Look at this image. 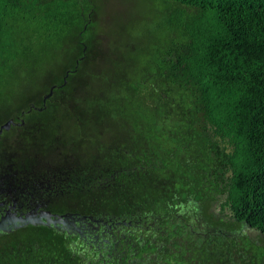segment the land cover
<instances>
[{
    "label": "trees",
    "instance_id": "obj_1",
    "mask_svg": "<svg viewBox=\"0 0 264 264\" xmlns=\"http://www.w3.org/2000/svg\"><path fill=\"white\" fill-rule=\"evenodd\" d=\"M169 1L198 18L170 27L179 42L143 62L152 78L144 70L119 78L106 61L86 69L88 20L78 12L67 62L32 58V85L35 77L42 85L15 108L19 96L0 99V125L23 116L2 131L0 152L6 136H20L19 154L50 159L27 182L29 192L38 183L49 207L143 221L140 239L123 227L113 264H264V0ZM30 2L0 0V79L31 57L33 45L20 53L5 32L7 9ZM182 139L188 147H172ZM17 166L14 178L33 165ZM181 201L193 203L192 215L178 213ZM74 241L54 226H27L0 236V264H109L106 254L103 263L80 254Z\"/></svg>",
    "mask_w": 264,
    "mask_h": 264
},
{
    "label": "rangeland",
    "instance_id": "obj_2",
    "mask_svg": "<svg viewBox=\"0 0 264 264\" xmlns=\"http://www.w3.org/2000/svg\"><path fill=\"white\" fill-rule=\"evenodd\" d=\"M30 1L26 8L17 3L6 11L5 32L8 41L17 46L20 53H23V47L33 45L31 57L24 61V57L20 58L22 61L12 65L11 74L7 72L0 79V99L19 96V100L10 103V109L23 105L25 98L34 89H38L44 79L35 77L32 85L31 71L36 64L35 62L31 65L32 58L38 61L55 54L63 60L70 57L67 46L71 43V37L74 36L76 29H73L71 24L79 22L78 12L83 13L88 20L86 29L85 25H81L83 40H87L90 49L91 62H88L86 69L87 67L95 69L99 63L106 61L107 68L104 70L110 68L111 63L108 60L121 56L125 59H134L140 64L147 61L150 56L170 46L172 38L179 42L180 39H176L170 27H175L178 22H184L192 27L198 18V12L183 10L180 5L169 0ZM41 43L43 47L45 44L50 46L48 51H43ZM59 46L62 48L58 49ZM66 62L67 60L62 62V66ZM62 66L56 70L57 75L61 72ZM0 114V117L4 118L7 110ZM20 139V136H6L3 139L4 149L0 152V165L3 166L0 172V188L3 192L17 187L24 189L28 180L39 174L40 166L51 163L49 158L45 159L46 155L38 156L34 150L19 154L22 146ZM20 160L33 165L27 170L31 173L22 172L24 176L19 174L18 178H14L12 176L19 173L17 164ZM214 209L217 212L216 208ZM40 233L42 232L35 230L33 236L38 237ZM250 235L252 238L257 236L256 233Z\"/></svg>",
    "mask_w": 264,
    "mask_h": 264
},
{
    "label": "flooded vegetation",
    "instance_id": "obj_3",
    "mask_svg": "<svg viewBox=\"0 0 264 264\" xmlns=\"http://www.w3.org/2000/svg\"><path fill=\"white\" fill-rule=\"evenodd\" d=\"M154 59L155 55L150 56L145 62H150L152 65L154 64ZM123 60L125 61L123 62ZM112 61H116V63L109 64V72L114 73L117 69L119 78L124 77L125 80H129V78L136 75V73L143 74V70L144 72H148L146 75L149 78H152L154 73L153 70L145 71L144 68L138 67L144 66L143 62L140 64V62L135 61L134 59H125L121 57L118 59H112ZM131 62V66L127 67L126 65ZM121 65L122 67L120 68L119 66ZM21 115H23V112ZM22 117L23 116H18L17 122L13 120L14 123L11 125H21L23 123ZM83 136H85L84 133ZM145 137L146 140H150L149 136ZM1 138L2 136H0V140ZM19 141L22 143V138ZM186 141L187 139H182L178 143L176 142L172 145V147H175L177 144L180 149H184L185 146L188 147ZM222 145L223 144L221 143L220 146ZM36 146L37 142L35 136H32L31 147L34 149ZM171 152H173V150ZM2 168L3 166H0V171ZM28 185L29 183L25 186V191L23 187H17L6 192H3L1 190L2 188H0V236L27 226L41 224L29 222V220L32 221L37 219L39 222L44 221L47 223L44 225L54 226L66 235L70 234V236H73L75 239L73 244L80 254L94 255L95 261L100 263L105 261L104 256L106 254L108 258L106 261L109 264H113L112 259L115 257L121 259V254L118 250L119 247L117 246L119 241H121V238L126 236L125 229L123 227L129 228V230H127V235L132 238H135L136 236L140 239L143 236L141 233L142 229H140L143 227V221H120L112 220L110 218L103 219L92 216L86 217L83 215L81 216L75 211L62 209L60 205L57 208L49 207V203L51 201L48 202V200H45L46 198L43 196L44 191L40 189L38 183L35 181L30 183V192ZM54 201L55 204L61 203V200L56 201V199H54ZM211 204V208L214 212V208L217 210L215 214L219 213V201L214 200ZM192 205V202H178V213H185L188 216L192 215ZM193 215L195 216L194 212ZM78 218H80V221H78ZM52 219L55 220L54 223H52ZM57 219L60 220L57 221ZM149 225L152 226L153 224L150 223ZM252 233H254V231L250 230L249 234Z\"/></svg>",
    "mask_w": 264,
    "mask_h": 264
},
{
    "label": "water",
    "instance_id": "obj_4",
    "mask_svg": "<svg viewBox=\"0 0 264 264\" xmlns=\"http://www.w3.org/2000/svg\"><path fill=\"white\" fill-rule=\"evenodd\" d=\"M50 94H51V91L47 94V95H45L44 96V98H43V101H45V99L47 98V97H49L50 96ZM14 123V121H13V119H8L7 121H5L4 123H2L1 125H0V136H1V133H2V131L4 130V129H9V127L11 126V124H13ZM60 219H57V221H59ZM52 221V223H54L55 222V220H51ZM78 221H80V218H78ZM29 222L30 223H41V224H47L46 222H44V221H42V222H39L37 219H35V220H29Z\"/></svg>",
    "mask_w": 264,
    "mask_h": 264
}]
</instances>
